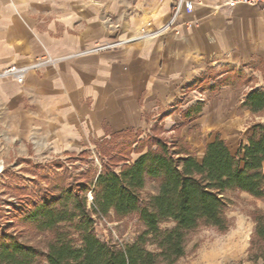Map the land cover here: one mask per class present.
Segmentation results:
<instances>
[{
	"label": "crops",
	"instance_id": "1",
	"mask_svg": "<svg viewBox=\"0 0 264 264\" xmlns=\"http://www.w3.org/2000/svg\"><path fill=\"white\" fill-rule=\"evenodd\" d=\"M175 1L0 0V71L43 55L55 60L27 71L21 83L0 77V152L59 157L119 131L145 132L154 113L188 96L206 70L234 67L216 79L238 69L250 82L223 86L189 124H199L208 141L224 139L235 155L254 119H263L236 108L241 95L264 89V6L203 0L181 10L159 35L81 53L141 29L158 30L170 21Z\"/></svg>",
	"mask_w": 264,
	"mask_h": 264
},
{
	"label": "trees",
	"instance_id": "2",
	"mask_svg": "<svg viewBox=\"0 0 264 264\" xmlns=\"http://www.w3.org/2000/svg\"><path fill=\"white\" fill-rule=\"evenodd\" d=\"M202 82V91L212 94L223 86L248 84L250 79L235 69L220 79L207 77ZM241 105L263 116L264 89H250ZM203 107V102H196L179 110L182 124L196 119ZM163 132L156 124L144 138L132 129L93 141L100 170L81 173L59 194L45 187L42 194L23 197L12 227L47 233V251L0 227V264H40L42 258L46 264H177L190 231L199 225L220 233L229 228L226 191L244 192L264 202V122L252 123L247 143L241 141L235 155L216 135L205 144L201 160L183 136L167 140ZM76 154L82 160L90 157L89 149L69 155ZM149 178L158 181V189L144 203L141 191ZM110 210L118 218L136 215L142 223L144 230L134 243L117 247L95 235L93 215L105 216ZM250 217L254 230L250 258L264 264V211L255 207ZM165 221L173 226L161 229ZM148 245L155 249L149 250Z\"/></svg>",
	"mask_w": 264,
	"mask_h": 264
},
{
	"label": "rangeland",
	"instance_id": "3",
	"mask_svg": "<svg viewBox=\"0 0 264 264\" xmlns=\"http://www.w3.org/2000/svg\"><path fill=\"white\" fill-rule=\"evenodd\" d=\"M233 68L208 69L202 77L208 76L212 79ZM234 80V78L229 79L232 84L235 83ZM202 86L203 82L199 78L196 79L189 87L191 92H188V96L182 97L183 100L176 98L161 110H157L154 113L155 115L150 118L147 130L138 132L139 138H144L150 133L154 125L160 124L164 129L162 135L167 140L177 138L178 135L183 136L195 157L201 160L205 144L211 138L206 139V135L201 131L202 127L199 124L191 126L189 123L192 121L185 124L180 123L182 119L179 110L186 105L190 106L196 102L205 104L206 101L213 99L212 96L215 93L210 94L208 91H202ZM238 95L240 96L241 93ZM240 97L244 98L245 96L241 95ZM178 102L180 103L178 104ZM242 110H244L242 105L238 106L236 108L237 114H242ZM167 115L169 116L162 121ZM259 117L264 119V115ZM263 119L262 122H264ZM255 121L254 119L253 122ZM177 122L179 126L176 128L174 126ZM171 127L174 128V131L170 130ZM95 146L91 143V146L84 148V150L89 149L90 157L88 160L79 159L77 154L43 158L41 153L33 154V150L25 151L24 154L17 153V151L0 152V163H2L0 170V227L4 230L7 229L20 241L34 245L46 253L47 233L40 234L27 227H12V216L16 206L22 202L23 197L42 194L45 187L53 194H59L61 189L74 184L81 173L89 170H100V162L94 158ZM157 185V180L147 179L141 191V198L144 203L147 202L149 196L157 192ZM224 195L230 201L225 209V216L229 220V228L225 233H220L212 226L199 225L195 230L190 231L185 240V254L178 260L180 264H197V262L200 264H261V260H256V262L251 260L248 250L254 231L250 212L255 207L264 211V202L240 191H226ZM91 197V193L87 194L88 206H90ZM93 218L95 220V235L103 241L115 244L117 247L134 243L144 230V226L136 215L118 218L110 210L105 216L93 215ZM171 226H173L171 221L160 224L161 229ZM77 245H79V242H77ZM146 248L149 250L155 249L153 245H148ZM40 264H46L44 258L40 260Z\"/></svg>",
	"mask_w": 264,
	"mask_h": 264
},
{
	"label": "built area",
	"instance_id": "4",
	"mask_svg": "<svg viewBox=\"0 0 264 264\" xmlns=\"http://www.w3.org/2000/svg\"><path fill=\"white\" fill-rule=\"evenodd\" d=\"M203 0H176L173 6V14L168 23L166 25L160 27L158 30L155 31H147L145 29H141L138 33H136L134 36H131L127 39H114V41H104L100 42L92 47L86 48L84 51H82V54L90 53V52H100V51H107L111 49H115L116 47H119L123 44L129 43V41L143 39L146 36H156L159 35V33H163L166 30H168L172 25L177 17V15L180 13L181 10L185 11H191L193 9V6L195 4L202 3ZM240 4V5H246V6H253V7H263L264 6V0H224V6L233 8V6ZM54 59L49 57L48 55H43L40 57V59L35 62L34 64H29L26 66H17V65H11L8 68H5L0 71V77L1 78H11L13 77L17 82L21 83L24 80V77L26 75V72L29 70H35L41 67L43 64H52L54 63ZM92 199V197H91ZM90 199V201H91Z\"/></svg>",
	"mask_w": 264,
	"mask_h": 264
},
{
	"label": "bare ground",
	"instance_id": "5",
	"mask_svg": "<svg viewBox=\"0 0 264 264\" xmlns=\"http://www.w3.org/2000/svg\"><path fill=\"white\" fill-rule=\"evenodd\" d=\"M1 168H2V163H0V170H1Z\"/></svg>",
	"mask_w": 264,
	"mask_h": 264
}]
</instances>
